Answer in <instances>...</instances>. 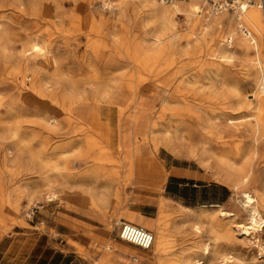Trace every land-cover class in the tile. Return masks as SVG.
Segmentation results:
<instances>
[{
  "label": "rangeland",
  "instance_id": "1",
  "mask_svg": "<svg viewBox=\"0 0 264 264\" xmlns=\"http://www.w3.org/2000/svg\"><path fill=\"white\" fill-rule=\"evenodd\" d=\"M88 10L102 22L92 21ZM206 10L198 16L227 13L210 16ZM155 15L141 0H0V202L9 198L8 208H0V264H39L45 250L33 232L68 207L82 219L115 211L109 228L118 241L94 240L87 252L79 250L91 264H107L103 257L112 264H191L203 257L197 247L203 241L212 244V256H233L224 264H264V223L248 234L239 230L249 226L250 216L241 191L257 199L264 219V126L260 135L246 123L258 108L264 115V35L255 37L259 65L257 46L239 48L243 34L227 30L206 39L193 34L189 45L186 34H166L157 44L147 33L152 23L146 27ZM174 21L187 29L186 12ZM186 76L191 82L183 81ZM178 85L185 102H168ZM231 118L240 121L233 125ZM91 127L98 143L110 142L103 154L89 145ZM192 145L247 154L249 184L236 190L218 158L191 155ZM50 158L43 169L40 159ZM130 169L133 180L126 178ZM179 175L200 186L177 192ZM213 182L219 187H203ZM194 211L215 215L213 225L221 226L210 232L208 223L200 236L193 234L186 216ZM128 216L150 219V230L156 219L166 225L160 259L153 245L143 250L120 239L115 222L130 221ZM140 253L152 259L134 261Z\"/></svg>",
  "mask_w": 264,
  "mask_h": 264
},
{
  "label": "bare ground",
  "instance_id": "2",
  "mask_svg": "<svg viewBox=\"0 0 264 264\" xmlns=\"http://www.w3.org/2000/svg\"><path fill=\"white\" fill-rule=\"evenodd\" d=\"M20 1H22V0H20ZM141 1L143 3L149 5V6L153 7V9L158 14L157 16L155 15L156 20H154V21L149 20L146 23V27L148 25H151V23H152V27L150 28L149 31H147V33L148 34H154V39H155V42L157 44L163 43L164 40L162 37L165 36L166 34H186V35H184L185 44L189 45L193 41H195L193 34L203 35L204 38L206 39L209 34L210 35L211 34H220L222 31L227 30L230 34H243L241 37L240 36L238 37V44L237 45L239 48L245 50V49H248L250 47V45L253 47L257 46L259 55L255 59L258 60L259 65H261L263 63L261 60V56H260L259 45L257 43V40L255 39V37H256V38H258V40H261L262 36L264 35V12L258 6H249L246 9L245 13H241L238 10H232V12L235 13L234 14V13H231V11L227 10V13L221 15L220 17H216V16L208 17V15L200 17V16H198V12H200L201 10H204V9L206 10V6H208L202 0L184 1L186 3H182V1L181 2L176 1L175 3L173 2V5L171 7L160 6L158 4V2L161 3L160 0H141ZM126 2H127V0H126ZM120 7L124 8V7H122V5ZM208 8H209V10H206V13L211 14L210 16H213V14H215V13L212 11V9L209 6H208ZM90 11L88 10V13L90 14V18L92 19V21L101 23L102 19H100L98 16L95 17L93 14H91ZM178 12H186V14H187L188 26H187V29L185 31H183V30L181 31L176 27V24L174 21V15ZM252 34H254V36ZM209 43H211V42H209ZM36 45H37V43H36ZM36 45L33 46V49L39 48ZM220 48H221L220 51L222 52V56H223V53L227 54L228 50L225 47H220ZM130 60H132V59H130ZM260 77H261V75H260ZM190 79H191L190 76H186L185 78H183V81L191 82ZM35 81H36V79H35ZM261 81L262 82L260 83V88L261 87L264 88V76H263ZM39 86H41V85H39ZM37 87H38V85H37ZM181 92H182L181 86L178 85L177 88H175L174 91L171 92V94L169 95L168 102H174V101L175 102L176 101L177 102H185L184 98H182V96H181ZM45 95L47 96V94H45ZM260 95H262V94H260ZM255 96H256V93H255ZM242 102H246L251 107V103H250L251 101L249 102V101H247V99L244 98ZM168 111H169V108L165 109L164 114H166ZM248 116H251V117L249 118L250 120L246 123L252 127L253 132H260V130L264 126V115L262 113V110L260 108H258V109H256V111L254 113H252L251 115H248ZM51 119H53V118H51ZM239 119L240 118H238V119L231 118V119H229L230 120L229 123L233 124V123H235L236 120H239ZM241 119H243V118H241ZM236 122H238V121H236ZM86 126H88V125H86ZM52 127H54V126H52ZM89 128L90 127H88V129ZM91 128H92V133L86 137V138H88L89 145H91L93 148H95L96 150H98L100 153L103 154L105 151H107L109 149L110 142H109V140L106 139L105 142H107V144L103 145V144L98 143L97 139L95 137L98 134L95 135L93 132V127H91ZM260 135H261V132H260ZM195 151H200L202 156H207L208 158L216 156L218 158L219 168L224 173V177L232 183V185L234 186V188L236 190H242L243 187H245L249 184L250 179H251L250 178V174H251L250 168L251 167L249 168V166L247 164V161H248L247 154L242 153L240 150L236 151L235 155H232V156L229 154L223 153V152H219V151L212 152L213 153L212 154L211 150L205 146L200 147V146L192 145L189 147V154L193 155V153ZM113 154L120 155L121 153L119 151H115V152H113ZM50 160H51V158L50 159H40L41 164H39V165H42V168L45 169L47 166L50 165ZM240 160H242L243 163L241 165H238ZM116 164L120 165L121 163L117 162V160H116ZM45 170H47V169H45ZM135 174H134V171L132 169H130V171L126 174V178L133 180L135 178ZM137 183L139 184L141 182L135 181L134 184H137ZM241 192L243 194V197H245V199H246L245 200V206L248 209L250 216H249V226L246 227L245 225H242L239 230L243 234H248L249 233L248 229H250V228L259 229L261 226H263L264 219L261 216L260 210L257 206V203H256L257 199L254 196H252L248 191H241ZM47 198H48V200H52L53 194H50V195L48 194ZM8 200H9V198L5 199V197H4V200L0 202V208H2L3 210H6L9 206ZM113 213H115V211L109 212V216H112ZM227 214L231 215L232 213L228 212ZM123 216L124 215H121L120 217H123ZM186 218H187V221L191 222V228H192L191 231L193 232V234H195L197 236H200L199 234H202L203 228L206 227L208 223H211V227H209L210 232H214L218 227L221 226L220 224L218 225V227L213 225L214 221H216V216L213 214L208 215V214H205L203 212L194 211L193 213L187 214ZM129 219H130L131 223H134V224L137 223L138 225H141L143 227L146 226L145 219L139 220V219L131 217V216L129 217ZM120 221H122V219L117 220L115 222V225L119 224ZM239 227H240V225H239ZM145 228H147V227H145ZM151 231H153V233H155L154 234L155 238H154V242L152 245L154 246V251L157 254L158 259H160L161 255L164 252H166V249H167L168 231H167L166 225L163 224L162 222H160V220H158V219L155 220L154 228L151 229ZM231 232H232V230L230 227L226 228V234L229 235ZM198 244H199V242H198ZM197 247L201 248V250L203 252V257L201 256V257L193 258L191 264H221V263L224 264V263L231 262L233 260V256H231L230 254L229 255L224 254L221 256L219 255L220 257H218V258L214 254L216 258L213 257L214 255L212 256L213 252L211 250L212 244L208 241L200 242V244L197 245ZM109 248H111V246H109ZM141 249H143V248H141ZM143 250H147V249H143ZM140 255H141V258H139L137 256V257H134L133 260L139 261L141 259L143 261V260L152 259V256L150 255V253H140ZM101 261L103 263L112 264V260L109 257H103L101 259ZM190 261L191 260L183 261L182 264H190Z\"/></svg>",
  "mask_w": 264,
  "mask_h": 264
},
{
  "label": "crops",
  "instance_id": "3",
  "mask_svg": "<svg viewBox=\"0 0 264 264\" xmlns=\"http://www.w3.org/2000/svg\"><path fill=\"white\" fill-rule=\"evenodd\" d=\"M186 170L192 174V177L196 175L193 171ZM174 178L180 179V181H176V185L179 187V191L177 192L188 190L190 187L200 186L194 182V179L188 178L187 176L179 175L174 176ZM172 183L168 180L167 186L169 185L171 187ZM211 185L219 187L220 184L213 182V184L204 185L203 187H209ZM202 194L203 191L200 192V195ZM197 200L199 202L201 198L198 197ZM73 208L68 207L67 209L69 210L54 211L52 217L46 220L47 223L43 222L45 226L44 230L39 233L33 232L38 237L37 242H42L45 250L42 253V259L39 261V264H91L92 260L89 254L79 252V250H82L81 252H87L88 242L91 243L94 240L103 242L118 241L117 238L111 236L109 225L113 223L114 219L112 220L110 218L108 212L100 216L94 214L92 215L93 218L82 219L79 215H75ZM76 220L95 226V228L92 229L77 223ZM145 224L147 228H150V219H146ZM116 226L119 227L118 224ZM27 234L32 235V233Z\"/></svg>",
  "mask_w": 264,
  "mask_h": 264
},
{
  "label": "built area",
  "instance_id": "4",
  "mask_svg": "<svg viewBox=\"0 0 264 264\" xmlns=\"http://www.w3.org/2000/svg\"><path fill=\"white\" fill-rule=\"evenodd\" d=\"M163 3L190 0H160ZM213 12L220 13L227 10H238L245 13L249 6H258L264 12V0H202ZM119 237L121 240L134 244L143 249H149L154 242V233L141 225L129 221H120Z\"/></svg>",
  "mask_w": 264,
  "mask_h": 264
}]
</instances>
